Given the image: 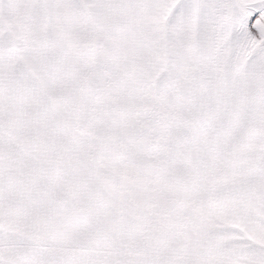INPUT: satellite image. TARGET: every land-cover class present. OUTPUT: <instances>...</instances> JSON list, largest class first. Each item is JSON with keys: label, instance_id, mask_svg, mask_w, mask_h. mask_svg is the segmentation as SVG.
I'll use <instances>...</instances> for the list:
<instances>
[{"label": "snow or ice", "instance_id": "obj_1", "mask_svg": "<svg viewBox=\"0 0 264 264\" xmlns=\"http://www.w3.org/2000/svg\"><path fill=\"white\" fill-rule=\"evenodd\" d=\"M0 264H264V0H0Z\"/></svg>", "mask_w": 264, "mask_h": 264}]
</instances>
